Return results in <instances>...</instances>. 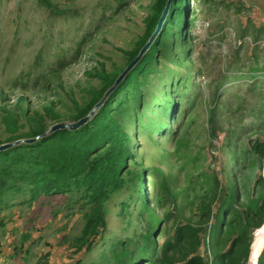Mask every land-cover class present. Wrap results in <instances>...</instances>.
<instances>
[{"label":"rangeland","instance_id":"374dc122","mask_svg":"<svg viewBox=\"0 0 264 264\" xmlns=\"http://www.w3.org/2000/svg\"><path fill=\"white\" fill-rule=\"evenodd\" d=\"M153 2L0 0V107L19 112L21 131L30 125L26 115L50 102L60 117L46 115L45 132L55 122L75 121L73 100L86 101L91 88L102 86L95 71L129 64ZM164 43L152 53L155 66L140 77L141 95L130 88L120 104L132 172L104 202L98 235L75 247L89 208L80 191L25 203L8 193L0 208V264H117L130 259L120 254L125 247L140 253L136 247L158 231L156 221H164L158 246L179 223L199 225L210 199L202 236L210 242L209 234L220 233V251L240 231L241 218L264 206L255 185L264 156L260 161L250 148L264 141V0H185L174 38ZM154 121L170 122L157 129ZM6 135L0 117V139ZM224 201L234 210L220 231L217 209ZM251 225L254 257L264 234ZM260 256L257 264H264V251Z\"/></svg>","mask_w":264,"mask_h":264},{"label":"trees","instance_id":"16d2710c","mask_svg":"<svg viewBox=\"0 0 264 264\" xmlns=\"http://www.w3.org/2000/svg\"><path fill=\"white\" fill-rule=\"evenodd\" d=\"M165 3L166 0H154L152 13L146 20L145 30L138 40L136 52H128V63L138 54L153 33ZM184 11L185 0L171 2L168 15L159 33L138 62L86 123L75 130H56L31 143H20L0 151V208H2L6 200L5 195L8 193H11V196H17L20 200L19 203H25L39 195L80 191L81 197L85 204L89 205V208L83 214L84 223L81 232L74 239L75 247L81 248L98 235L99 227L104 225L102 217L104 202L115 190L124 186L125 176L132 172L127 163L130 157V136L126 129L128 122L124 119L126 113H121L124 109L120 107V104L124 99H127L128 92H132L133 89L134 93L141 95V90L138 89L142 84L140 77L155 66L153 60L156 57L152 55L153 51L161 53V49L166 46L164 40L168 37L174 38V27ZM157 46L161 48L157 49ZM122 70L123 68L106 71L101 67L95 71L94 74L101 79L100 85L102 86L91 88L86 101L76 103L73 100L76 110L73 116L74 120L83 117L90 111ZM119 96L122 97L119 98ZM116 101L118 105L111 113L113 103ZM160 108H164V105H160ZM0 110L1 122L7 132L4 140L0 139V143L43 134L46 115L52 119L60 117L59 112L50 102L43 107L42 112L38 110L34 115H26V118L29 117L30 125L26 131H21L22 122H20L19 112L4 106H1ZM173 112H176V109ZM31 117L32 119H30ZM172 117L170 116L169 120ZM169 122L167 123L169 124ZM167 123L154 121L157 129H165ZM250 148L262 161L264 141L255 140ZM136 174L138 182H140L143 171ZM255 185L260 188L264 201V173L257 175ZM136 190L142 196V204L148 207L149 203L145 200L141 184L137 185ZM213 195L216 193L214 192ZM212 203L213 200L210 199L203 206L205 210L200 215L199 225L179 223L169 231L170 234H167L161 246H158L156 236L160 232L159 223L164 221H156L158 227L155 226L154 232L158 231L143 237L142 242L136 247L140 253H128L125 247L120 254L121 256L129 254L130 259L120 258L117 264H207L204 259V253L207 252L219 264H247L254 237L249 226L252 224L251 226L262 230L264 234V206H259L255 213L247 214L241 218L240 231L231 237L224 250L220 252L221 250H214L211 241L215 240V245L218 248L221 245L220 233L217 237L208 235L211 245L210 242H205L202 236L206 231L203 225L209 221ZM12 204L13 202L10 203V205ZM233 210L232 206L225 201L217 209V219L221 221L220 231L225 226L227 215ZM26 237L27 235L24 236V238ZM253 251L252 246L249 264H256L258 256L263 253L258 252L253 257ZM77 263L78 261L75 264Z\"/></svg>","mask_w":264,"mask_h":264},{"label":"water","instance_id":"95a60500","mask_svg":"<svg viewBox=\"0 0 264 264\" xmlns=\"http://www.w3.org/2000/svg\"><path fill=\"white\" fill-rule=\"evenodd\" d=\"M172 1L173 0H166L165 6H164V8H163V10L161 12V15H160L158 21H157L156 27H155L153 33L150 35V37L147 40V42L139 50L138 54L129 62V64L118 74V76L114 80L113 84L106 89V91L103 93L101 98L93 105V107L90 109V111L86 115H84L83 117H80L79 119H77L75 121H72V122H63V121L55 122L54 124H52L50 126L48 131L44 132L43 134L34 136V137L19 138V139H16L14 141H11V142L0 143V151L1 150H5V149H7L9 147H12V146H16V145H18L20 143H31V142L35 141L36 139H38L39 137H41L43 135H46V134H49V133H51L53 131H56V130H62V129L75 130L78 127H80L81 125H83L84 123H86L94 115L96 110L103 104V102L109 96V94L121 82V80L125 77V75L138 62V60L140 59L142 54L146 51V49L149 47V45L154 40L156 35L159 33V31H160V29H161V27L163 25V22H164L165 18L168 15L169 7H170V4H171Z\"/></svg>","mask_w":264,"mask_h":264},{"label":"crops","instance_id":"0c3cea01","mask_svg":"<svg viewBox=\"0 0 264 264\" xmlns=\"http://www.w3.org/2000/svg\"><path fill=\"white\" fill-rule=\"evenodd\" d=\"M212 241V240H211ZM212 244L214 245V250H216L217 249V246L215 245V242L214 241H212ZM227 245V244H226ZM226 245H224V246H226ZM221 245H219L218 246V248L220 249L221 247H220ZM224 250V248L223 249H221V251L220 252H222ZM251 251V250H250ZM264 251V244H263V246H262V248H261V251H260V253H262ZM260 253H259V255H260ZM259 258H257V261H256V264L260 261V256H258ZM204 259H205V261L207 262V264H219L218 262H215L214 261V258H213V256L209 253V252H207L206 254L204 253ZM250 259H251V252H250V254H249V258H248V261H247V264H249V261H250ZM176 264H184V263H176Z\"/></svg>","mask_w":264,"mask_h":264}]
</instances>
